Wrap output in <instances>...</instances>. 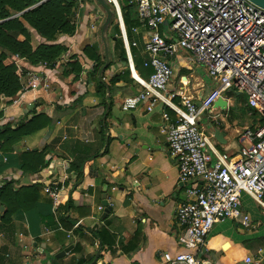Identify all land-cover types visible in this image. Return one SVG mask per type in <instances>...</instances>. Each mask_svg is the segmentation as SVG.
I'll return each mask as SVG.
<instances>
[{
    "label": "crops",
    "instance_id": "0c3cea01",
    "mask_svg": "<svg viewBox=\"0 0 264 264\" xmlns=\"http://www.w3.org/2000/svg\"><path fill=\"white\" fill-rule=\"evenodd\" d=\"M73 1L69 24L74 29L70 34L59 31L47 41L25 24L32 49L42 43L67 48L52 68L33 66L24 59L15 61L24 71L23 76L30 71L47 73L49 88L22 92L16 97L17 104L4 99L0 102V124L17 123L22 118L26 121L35 114L49 119L43 129L22 138L11 151L0 152V186L11 181L15 190L34 185L38 191L34 207L14 212L8 230L0 231V264H25L28 258L31 264H162L163 252L180 250L175 211L183 201L184 189L199 184L195 180L179 183L177 162L168 153L162 128L173 122L174 116L176 119V113L159 101L151 110L146 108L147 101L134 109L121 110L125 98L142 90L134 79H142L143 83L146 78L134 67L120 1L121 17L114 4L106 0L104 4L98 0ZM115 22L118 33L112 30ZM135 27L141 32L133 39L141 49L144 28L141 24ZM87 47L98 54V60L84 58V69L77 79L69 70L64 73L67 69L62 64L72 55H82ZM169 61L173 72L168 92L185 94V86L173 79L174 71L187 62L201 80L195 95H189L194 103L214 88L188 52L179 51ZM131 67L136 78L131 76ZM182 79L188 81L187 77ZM225 94V108H213L210 114L215 110L218 113L209 120L201 116L200 125L211 146L232 159L248 145L240 132L260 124L239 126L241 116ZM173 102L178 104V97ZM245 105L246 113L253 115ZM214 129L219 130L224 143L215 140ZM45 147V167L35 174H22L20 154ZM62 160L67 163L65 169L59 166ZM51 181L61 182L56 205L44 192ZM240 201L243 212L250 217L249 226L232 219L214 223L198 253L204 263L248 264L245 260L250 258L251 264H264V209L248 194L243 193ZM4 211L0 205V218Z\"/></svg>",
    "mask_w": 264,
    "mask_h": 264
},
{
    "label": "built area",
    "instance_id": "2783aa9c",
    "mask_svg": "<svg viewBox=\"0 0 264 264\" xmlns=\"http://www.w3.org/2000/svg\"><path fill=\"white\" fill-rule=\"evenodd\" d=\"M106 1L113 4L112 0ZM128 2L134 6L136 18L144 28L142 65L150 68L151 73L143 79L144 84L142 79H134L142 90L125 98L121 110L134 109L146 101L147 110L158 101L173 110L175 121L165 124L162 131L168 153L177 162L178 182H199L185 187L183 201L175 211L180 250L163 252L161 263L206 264L198 253L214 223L232 219L243 227L249 226L250 217L241 208L243 193L264 209V8L248 0ZM81 7L80 3L78 9ZM131 32L137 35L141 31L132 27ZM126 40L129 48L138 47L135 39ZM182 50L214 83V88L199 103L183 92L167 91L173 72L169 58ZM47 76L42 71L28 72L20 79L22 88L17 95L27 90H47L50 86ZM229 91L244 93L248 107L261 116L257 128H244L240 132V138L248 145L242 146L232 159L211 146L200 125L201 116L210 114L216 108L213 103ZM175 97L178 104L173 102ZM18 101L14 98L12 104ZM164 117L168 121L165 114ZM58 163L61 168L67 167L65 160ZM60 189V181L44 186L54 205L58 203ZM245 261L251 264L250 258ZM30 262L28 258L25 264Z\"/></svg>",
    "mask_w": 264,
    "mask_h": 264
},
{
    "label": "trees",
    "instance_id": "16d2710c",
    "mask_svg": "<svg viewBox=\"0 0 264 264\" xmlns=\"http://www.w3.org/2000/svg\"><path fill=\"white\" fill-rule=\"evenodd\" d=\"M119 1L123 24L128 38L131 40L135 35L131 32V28L138 26L140 23L135 16L134 6L129 4L128 0ZM39 2L40 0H0V102L4 98L7 103L11 104L12 99L17 97L18 91L22 88L20 79L23 77L24 71L14 63V57L24 59L33 66L45 64V66L52 68L57 65L58 56L67 50L65 46L47 43H42L36 49H32L25 24L47 41L53 40L59 31L70 34L74 29L69 24V15L74 1L45 0ZM20 12L22 13L16 15ZM113 27V32L118 33L116 22L113 23ZM118 41L121 45L120 39ZM131 51L134 67L141 73V76L147 78L151 70L142 65L141 49L132 47ZM121 56L126 61L122 47ZM84 58L97 61L99 57L92 48L87 47L82 55H72L65 64H62L67 69L64 73L69 70L77 79L83 72ZM98 65L95 66V71L98 70ZM116 78H113V81H116ZM99 87H101V84H99ZM174 120L175 116L173 122ZM48 122L49 119L45 115L35 114L26 121L22 118L17 123L6 122L0 124V152L11 151V147L15 143L25 136L43 129ZM46 153V147L42 150H30L21 153L19 169L22 174H35L45 167ZM37 198L38 191L34 185L22 186L15 190L12 182L7 181L0 186V205L5 207V211L0 218V231L5 232L8 230L14 212L32 209Z\"/></svg>",
    "mask_w": 264,
    "mask_h": 264
},
{
    "label": "rangeland",
    "instance_id": "374dc122",
    "mask_svg": "<svg viewBox=\"0 0 264 264\" xmlns=\"http://www.w3.org/2000/svg\"><path fill=\"white\" fill-rule=\"evenodd\" d=\"M110 11L112 10V7L109 6ZM102 22H104L105 18L103 17ZM101 22V21H100ZM17 60L16 57H14V63ZM16 64V63H15ZM184 74V75H181ZM198 73L195 72L194 67H192L188 62L186 65L182 68L176 69L174 71V81L176 82L177 85L180 86H185L183 88L184 92L186 95L194 96L196 91L199 89L196 87V85L201 82V80L197 77ZM204 77V75H202ZM183 77H187L188 81L186 79H182ZM182 79V81H181ZM212 84V83H211ZM187 87V89H186ZM206 85H204V88ZM213 87V84H212ZM211 89V86H210ZM238 94V95H237ZM226 97H229L232 100V106L236 110L237 114H240L239 116V126L243 125H256L258 126L261 123V116L258 113H254L253 115H248L246 113L247 111V106L245 105L246 101V95L244 93H237L234 91H229L228 93L225 94ZM4 98H2L3 100ZM1 100V101H2ZM6 100V99H4ZM5 102V101H4ZM215 113H218L217 110L213 111L211 114L206 113V119L209 120L211 117L215 115ZM201 119V118H200ZM241 124V125H240Z\"/></svg>",
    "mask_w": 264,
    "mask_h": 264
},
{
    "label": "water",
    "instance_id": "95a60500",
    "mask_svg": "<svg viewBox=\"0 0 264 264\" xmlns=\"http://www.w3.org/2000/svg\"><path fill=\"white\" fill-rule=\"evenodd\" d=\"M100 3L104 4L103 0H98ZM262 8H264V0H248ZM110 18V15H108V19L107 21L109 20ZM226 106V102L225 100L220 97L218 98L214 103H213V107H217V108H220V109H224ZM213 136L215 138L216 141H218L219 143H224V140L221 138V133L219 132V130L217 129H214L213 130Z\"/></svg>",
    "mask_w": 264,
    "mask_h": 264
},
{
    "label": "bare ground",
    "instance_id": "6f19581e",
    "mask_svg": "<svg viewBox=\"0 0 264 264\" xmlns=\"http://www.w3.org/2000/svg\"><path fill=\"white\" fill-rule=\"evenodd\" d=\"M112 2H113V4H114L115 8L117 9L118 15L120 16L121 14H120V9H119V6H118V3H117V0H112ZM120 17H121V16H120ZM131 76L134 77V78L137 77V75L133 72V68H132V67H131ZM144 83H145V82L143 81V84H144Z\"/></svg>",
    "mask_w": 264,
    "mask_h": 264
}]
</instances>
